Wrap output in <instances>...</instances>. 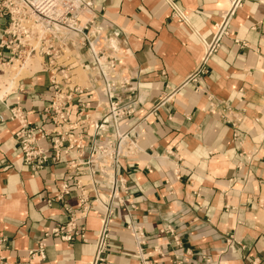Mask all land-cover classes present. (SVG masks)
<instances>
[{
    "label": "crops",
    "instance_id": "crops-1",
    "mask_svg": "<svg viewBox=\"0 0 264 264\" xmlns=\"http://www.w3.org/2000/svg\"><path fill=\"white\" fill-rule=\"evenodd\" d=\"M92 3L104 71L119 102L133 101L132 114L107 125L101 76L85 48L73 54L84 93L68 104L72 136L33 173L12 141L20 124L10 109L51 129L52 88L41 71L10 81L0 96V264H90L104 207L112 210L106 264H264V0H243L189 82L231 0ZM6 27L0 16V41ZM50 140L39 143L50 148ZM100 145L119 146L115 166L94 161ZM62 183L69 192L58 199ZM77 185L90 204L78 220L84 237L48 238L45 258L32 260L44 232L67 220L65 207L78 209Z\"/></svg>",
    "mask_w": 264,
    "mask_h": 264
},
{
    "label": "built area",
    "instance_id": "built-area-1",
    "mask_svg": "<svg viewBox=\"0 0 264 264\" xmlns=\"http://www.w3.org/2000/svg\"><path fill=\"white\" fill-rule=\"evenodd\" d=\"M242 2L243 0H231L229 11L220 23L215 25L216 29L211 41L203 48L200 65L188 77L187 82L196 81L198 74L204 73L209 58L217 51L222 38L227 34L231 15ZM96 15L92 0H0V16L7 20L4 37L0 41V56L7 57L5 63L8 67L15 65L20 67V70L27 68V64L32 59L39 57L41 59L39 69L28 68V72L47 73L53 93V99L47 109L53 122L51 129H46L42 125H28L25 115L17 106L10 109V119L20 124L12 141L19 146L23 163L33 173H38L45 167L49 155L57 158L63 149V141H70L72 136L65 129L69 116L68 104L84 93L83 87L74 80L71 73L74 62L71 58L72 53L78 54L85 48L89 53L86 65H92V69L101 76L102 93L108 100V109L104 115L107 125L116 128L122 120L132 114L133 101L120 103L116 98L119 89L116 88L113 78L104 71L106 65L101 62L102 50L99 45L94 47L95 41L101 39L100 29L94 28ZM19 74L20 72L15 76ZM9 89H12L11 85ZM53 136L56 138L50 140ZM39 140L52 141L50 148L42 147ZM74 141L75 139L72 140ZM119 153L118 145L116 147L100 145L93 150L94 161L115 166ZM77 188L80 190L78 209L65 207L68 213L67 220L44 232V239L28 252L32 260L41 261L45 258L46 243L44 241L48 238L70 242L78 237H84V228L78 225V220L87 215L90 204L80 186L77 185ZM60 189L62 193L58 199L69 192V186L62 183ZM115 197L116 193L113 192L112 198ZM111 215V208L104 207L100 215V227L95 236L90 264H106L107 262ZM137 230L134 227L128 229L136 237Z\"/></svg>",
    "mask_w": 264,
    "mask_h": 264
},
{
    "label": "rangeland",
    "instance_id": "rangeland-1",
    "mask_svg": "<svg viewBox=\"0 0 264 264\" xmlns=\"http://www.w3.org/2000/svg\"><path fill=\"white\" fill-rule=\"evenodd\" d=\"M75 54L72 53V55ZM65 56V55H64ZM40 58L39 57H35L34 59H32L30 61L29 64H27V68H24V69H19L20 67H17V66H12V67H7L6 68V76L3 77V78H0V94L1 92H3L6 87L9 85L10 81H12L14 79V81L17 82L18 79H20L22 76L24 75H27L28 74V68H31V69H39V63H40ZM75 62L76 60L72 59V62ZM18 72H20L19 76H15ZM77 73L78 74V78H77V82L78 80L80 82H82V80L84 79L83 76H82V73L80 71V69L77 70ZM76 81V80H75ZM4 93V92H3ZM258 197H259V200H258V210L260 211V215H261V220H262V223L264 224V185L262 186V189L258 192Z\"/></svg>",
    "mask_w": 264,
    "mask_h": 264
},
{
    "label": "bare ground",
    "instance_id": "bare-ground-1",
    "mask_svg": "<svg viewBox=\"0 0 264 264\" xmlns=\"http://www.w3.org/2000/svg\"><path fill=\"white\" fill-rule=\"evenodd\" d=\"M99 44H100L99 41H95L94 47H97ZM9 86H10V83L3 92H5L7 89H9ZM3 92H1L0 96L3 94Z\"/></svg>",
    "mask_w": 264,
    "mask_h": 264
}]
</instances>
